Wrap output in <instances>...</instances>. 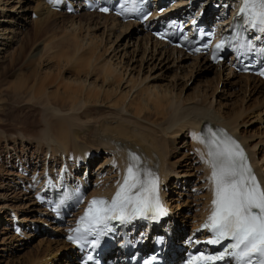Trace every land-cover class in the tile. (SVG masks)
Masks as SVG:
<instances>
[{"label": "bare ground", "instance_id": "bare-ground-1", "mask_svg": "<svg viewBox=\"0 0 264 264\" xmlns=\"http://www.w3.org/2000/svg\"><path fill=\"white\" fill-rule=\"evenodd\" d=\"M62 4L63 0H0V81L15 67L28 73L24 71L17 82L8 85L9 91L0 83V91L10 92L14 101L40 102L41 110L55 118L42 117L46 124L38 137L0 135V264H53L60 252H72L75 264L77 250L65 241L63 229L36 198V189L46 184L47 177L58 176L63 162L72 179L91 184L90 197H111L127 174L130 154L138 156L141 168L150 170L161 182L163 197L170 204L166 222L173 228L175 240L188 226L194 232L212 209V168L206 163L209 149L201 142L207 128H222L235 135L250 153L264 183V81L239 75L227 63L213 65L207 57L171 49L144 34L137 24L122 25L112 16L95 13L70 16V29L83 35L79 38L71 33L73 39L68 40L67 34L69 42L63 45L68 44V50L56 57L58 42L43 37H49L50 21L58 15L54 8ZM180 4L186 3L177 6ZM76 21L85 23V31L73 28ZM54 61L75 63L80 71L75 78L63 77L55 88L60 71L48 68ZM156 70L159 74L152 76ZM188 71L213 72L218 87L209 79L200 84L203 91L184 97L177 87ZM159 76L168 84L146 86ZM52 85L54 89L49 90ZM237 88L246 92L248 101L258 95L256 105L229 112L223 101L230 102V91ZM218 95L220 108L216 106ZM255 122L261 124V133L253 130ZM102 153L104 162L91 170ZM172 189L178 190L177 197L171 196ZM195 189L196 195L184 192ZM15 223L32 230L24 237L16 236ZM39 234L43 236H38L33 246L32 240Z\"/></svg>", "mask_w": 264, "mask_h": 264}, {"label": "snow or ice", "instance_id": "snow-or-ice-1", "mask_svg": "<svg viewBox=\"0 0 264 264\" xmlns=\"http://www.w3.org/2000/svg\"><path fill=\"white\" fill-rule=\"evenodd\" d=\"M107 11L108 9H103ZM242 13H249V23L260 26L264 31V0H244ZM219 47V45H218ZM199 50V49H197ZM201 142L206 143L214 184L213 211L208 223L215 239L209 243H219L230 239L227 248L237 264H264V187L261 186L243 149L231 138H222L217 131L207 128ZM131 163L123 183L111 201L96 200L82 218L86 229L76 232L94 231L95 226L108 220H125L132 215H143L147 210H159L157 196L158 177L141 168L139 157L130 154ZM73 240V237H69ZM91 259V257H88ZM210 260L223 256L208 257Z\"/></svg>", "mask_w": 264, "mask_h": 264}, {"label": "rangeland", "instance_id": "rangeland-1", "mask_svg": "<svg viewBox=\"0 0 264 264\" xmlns=\"http://www.w3.org/2000/svg\"><path fill=\"white\" fill-rule=\"evenodd\" d=\"M29 4L30 5H32L33 7L35 6V2L34 1H29ZM56 13L58 14V15H56V16H54V17H52V20L50 21L51 23H50V26L48 27V33L50 34L49 35V37L48 38H46V37H43V39H45V40H47V41H50V39H51V41H54L55 43L56 42H58V43H54L53 42V44H55L56 46H55V50H54V53H56V57L58 56V54H63V53H65L68 49H66V47H68L67 45L68 44H66V46L65 45H63V44H65V42L66 43H68L69 41V39L71 40V39H73L72 37L74 36V37H82L81 35H83V32H81L82 30H81V28L82 27H84V28H86L85 27V23L84 24H80V25H78L77 23V21L75 22L76 24H77V26H75V27H73L75 30H78L79 32H81V33H79V36H78V34L77 33H75L74 32V30H71L70 29V26L72 25V19H71V17H73V15H68L66 12H57L56 11ZM63 13H65V14H67V15H64ZM83 14V13H82ZM71 16V17H70ZM56 17V18H55ZM86 21V20H85ZM54 27H53V26ZM60 25V26H59ZM76 27H77V29H76ZM79 27V28H78ZM51 28H53V29H51ZM84 28H82L84 31H85V29ZM51 29V30H50ZM58 29V30H57ZM81 30V31H80ZM65 31V32H64ZM65 33V34H64ZM72 33V35H70ZM74 33V34H73ZM67 34H69L70 36H69V38H68V40H67V37L68 36H66ZM76 34V35H75ZM100 34V33H99ZM117 34H118V32H117ZM58 37V38H57ZM64 37H66V38H64ZM54 39V40H53ZM63 39V41H60V40H62ZM115 39H116V37H112V39H111V41L112 42H114L115 41ZM59 42H61V45L64 47V49H63V47H61V49H60V47L59 46H61V45H57V44H59ZM52 44V45H53ZM113 44V43H112ZM53 47H54V45H53ZM59 49V50H58ZM58 50V51H57ZM55 51H57V52H55ZM61 51H63L62 53H61ZM58 53V54H57ZM60 55H59V57H60ZM55 63H53L52 65H49L48 66V68H49V70H50V67H51V70H53V72H55L56 70L57 71H60V73L58 74V75H56V79L58 80V81H56V79H55V86L54 85H52V86H50V88H52V89H50L49 88V90H53L54 89V87L55 88H57V86L59 85V83H62L63 82V80H64V78L65 79H71V78H75V76H76V74L80 71V69L79 68H77V66L75 65V63H72V65L71 64H67V63H65V62H62L61 61V63H63V64H61V63H58L57 61H54ZM54 65V66H53ZM57 65H59V66H57ZM67 65H69V67L67 66ZM75 65V66H74ZM60 66H61V68L64 70V72H63V70L60 68ZM65 66V67H64ZM59 68V69H57V68ZM55 69V70H54ZM79 69V70H78ZM78 70V71H77ZM24 71H26V73H27V70H25V68H23V67H15L14 69H12L11 71H10V73L8 74V76L3 80V81H0V83L1 84H4V87L9 91V86L8 85H10V86H12V84H14L15 82H17L19 79H20V77L22 76V75H25L26 73L24 72ZM56 71V72H57ZM157 72H155V73H153L152 74V76L153 75H155V76H157L158 74H159V72H158V70H156ZM63 75H62V74ZM145 73V75H147V73H148V71H147V73L146 72H144ZM183 73V72H182ZM181 73V71L179 70L178 71V74L179 75H181L182 74ZM188 74H187V76L186 77H188L187 79H186V77H185V79H186V81H185V79H183V80H180L179 82H178V87H177V92L179 93L180 91H183V96L185 97L186 95H188V94H193L194 93V91H197L198 93H200L201 91H203V86L204 85H202V87H201V89L199 88V86H200V84H203V83H206L207 81H210V80H212V82H213V84H215V85H217V87H218V82H219V79L217 80V78L216 79H214V73L213 72H204L203 74H198V72L196 73V72H187ZM191 73V75H189ZM28 74V73H27ZM174 74V71L173 72H171L170 73V75L169 74H167L166 75V78H167V76H168V79H170V77H172V75ZM205 74H208L207 75V77H205L204 75ZM194 75V76H193ZM61 76V77H60ZM58 77V78H57ZM60 77V78H59ZM64 77V78H63ZM162 77H164V76H159V78H157V79H155L154 81H149V82H147V84H146V86L147 85H151V84H168V82L167 81H165L164 79H162ZM191 77V78H190ZM202 80H201V79ZM212 78V79H211ZM192 79V80H191ZM200 79V80H199ZM208 79V80H207ZM210 79V80H209ZM197 81V82H196ZM206 81V82H205ZM151 82H153V83H151ZM156 82V83H155ZM189 82V83H188ZM201 82V83H200ZM184 83V84H183ZM0 84V85H1ZM198 85V86H197ZM221 85V84H220ZM8 86V87H7ZM4 87H3V89H4ZM185 87V88H184ZM195 87V88H194ZM214 88V86L213 87H211V89H210V92H212V89ZM239 89L240 88H237L236 90L235 89H233L232 91H230V92H233V94H232V100L229 102V100H227V101H223V103L224 104H226V103H228L227 104V106H226V108L228 107V111L229 112H231V111H233V109L235 110V109H237V107H241V106H244V105H247V106H249V107H253V106H255L256 105V102H257V100L258 99H256V97L258 96V95H256V96H252L251 97V100H247V99H245V97H246V94H244V93H246L244 90H242V89H240L241 91H239ZM8 91H6L5 92V89H4V91H0V135L2 136V135H7V136H18V135H21L22 134V136L24 135L26 138H29V136H30V138H33V137H38L39 135H40V133L42 132V130H44L45 129V121H44V119H46V118H49L48 120H50L51 121V119H53V120H55V118L52 116V115H47L46 113H44V111H42L41 110V103L39 102V105L37 104V103H35L34 104V102L35 101H32V102H29V103H27V102H25V103H23V102H18L17 100L16 101H14V99H12V96H11V93L10 92H8ZM200 91V92H199ZM2 92V93H1ZM48 92V91H47ZM45 93V95H47V97L49 96V92L48 93ZM196 92V93H197ZM236 92V93H235ZM242 92V93H241ZM238 94H240V95H238ZM200 95V94H199ZM201 95H203V93H201ZM240 97H238V96ZM9 96V97H8ZM46 97V96H45ZM195 97H197V96H195ZM218 97H220V95H218L217 96V98H216V101L218 102L217 104H216V106L218 107V108H220V104H219V102L221 101V98L219 99ZM1 98H2V100H1ZM235 99H236V101H235ZM241 100H246L245 102L243 101H241ZM256 101V102H255ZM240 103V104H239ZM246 103V104H245ZM253 103V104H252ZM233 104V105H232ZM255 104V105H254ZM94 105H96L97 107L96 108H98V105L97 104H94ZM252 105V106H251ZM231 106H232V108H231ZM236 108H235V107ZM45 114V115H44ZM53 118H52V117ZM42 117H44V119H42ZM43 122V123H42ZM45 123V124H44ZM261 127V124H259L258 122H255V124H254V126H253V130L254 129H256V130H254V131H256V132H262V130L261 129H259ZM44 128V129H43ZM39 130H40V132H39ZM258 130V131H257ZM4 135V136H5ZM32 136V137H31ZM182 142V141H181ZM18 146V145H17ZM19 147H21V144L19 145ZM101 156H100V158H99V160H98V162L97 163H95L94 164V166L92 167V169L91 170H96V168H97V166L99 165L98 163H100V162H104V154L102 153V154H100ZM18 164V163H17ZM34 189L35 188H33V191H34ZM176 191H178V190H175V189H172L171 190V196L172 197H177V194H175V192ZM186 198H188V196H185V199ZM193 198H191L190 197V200H192ZM179 219H181L180 217H179ZM193 220V218L191 219V221ZM190 228H191V226H188V229H187V231H190ZM40 236H43V234H39V235H37L36 237H35V239H33L32 240V245L34 246V245H36L37 243H38V241H39V237ZM73 253L72 252H60L57 256H56V258H54L53 259V264H72L73 263Z\"/></svg>", "mask_w": 264, "mask_h": 264}]
</instances>
